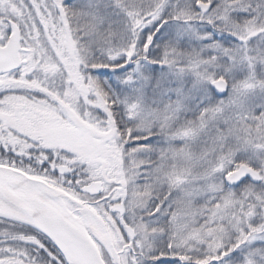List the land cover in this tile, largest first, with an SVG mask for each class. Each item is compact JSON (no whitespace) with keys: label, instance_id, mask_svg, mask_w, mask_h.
<instances>
[{"label":"snow or ice","instance_id":"6c2138e0","mask_svg":"<svg viewBox=\"0 0 264 264\" xmlns=\"http://www.w3.org/2000/svg\"><path fill=\"white\" fill-rule=\"evenodd\" d=\"M0 264H264V0H0Z\"/></svg>","mask_w":264,"mask_h":264}]
</instances>
